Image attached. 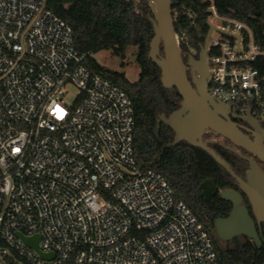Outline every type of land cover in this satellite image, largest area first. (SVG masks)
<instances>
[{
	"label": "built area",
	"instance_id": "built-area-1",
	"mask_svg": "<svg viewBox=\"0 0 264 264\" xmlns=\"http://www.w3.org/2000/svg\"><path fill=\"white\" fill-rule=\"evenodd\" d=\"M204 1L207 92L264 122V43ZM85 60L47 0H0V258L218 264L209 233L163 175L137 165L129 97ZM18 235L37 236V250Z\"/></svg>",
	"mask_w": 264,
	"mask_h": 264
},
{
	"label": "trees",
	"instance_id": "trees-1",
	"mask_svg": "<svg viewBox=\"0 0 264 264\" xmlns=\"http://www.w3.org/2000/svg\"><path fill=\"white\" fill-rule=\"evenodd\" d=\"M170 1L175 34L184 33L186 36L187 44L180 43L179 46L181 53L197 48L208 32L207 15L203 10L210 2ZM47 4L72 28L74 48L79 54H86L85 64L92 73L110 81L129 97L134 112L133 149L137 165L163 175L175 197L189 208L209 233L218 264H263L264 225L256 227L260 248L244 236L222 241L215 233L214 220L226 217L231 209L229 202L219 198V192L226 189L239 191L230 175L208 154L184 142L164 149L172 142L174 133L164 124H160L157 130V120L160 115L168 117L178 110L181 98L175 89L162 87L160 70L148 58L153 28L148 20L152 14L147 0L139 3L130 0H47ZM213 5L221 16L246 23L255 40L264 43V2L213 0ZM129 47L136 48L139 75L135 82H129L121 72L103 67L88 57L110 50L112 55L123 59ZM160 53L162 55L161 47ZM207 144L236 175L245 177L247 162L238 157L231 160L226 157L225 153L229 152L223 147ZM245 205L252 215L248 201ZM6 264H21V261L7 259Z\"/></svg>",
	"mask_w": 264,
	"mask_h": 264
},
{
	"label": "water",
	"instance_id": "water-1",
	"mask_svg": "<svg viewBox=\"0 0 264 264\" xmlns=\"http://www.w3.org/2000/svg\"><path fill=\"white\" fill-rule=\"evenodd\" d=\"M139 3L140 0H130ZM152 17H148L152 24L153 37L149 44L148 58L160 70V82L164 89H175L181 98L179 109L168 117L160 115L157 120V130L160 124L169 127L174 137L165 148L176 147L184 142L208 154L218 163L234 180L238 190L246 197L251 213L243 203L237 191L222 190L219 198L231 204V209L226 217H218L213 225L217 237L222 241H229L238 236H244L257 247L261 242L256 227L264 225V171L260 168L256 158L264 164V141L255 137L253 140L243 134L235 124L228 121L226 112L228 107L213 100L206 89V84L192 87L183 63L180 48L177 45L174 31V12L170 0H147ZM258 15V14H256ZM212 31L209 30L202 49L203 57L207 48L208 39ZM162 49V55L160 53ZM207 76H204V78ZM246 119L252 118L250 115ZM256 128L258 124H250ZM209 133L227 140L233 147L241 149L251 155L245 156L233 147L227 149L238 158L247 162L248 168L245 177L241 178L230 169L226 161L218 156L203 140ZM23 242L37 250L38 237L24 238L18 235ZM48 258L47 255H41Z\"/></svg>",
	"mask_w": 264,
	"mask_h": 264
},
{
	"label": "flooded vegetation",
	"instance_id": "flooded-vegetation-1",
	"mask_svg": "<svg viewBox=\"0 0 264 264\" xmlns=\"http://www.w3.org/2000/svg\"><path fill=\"white\" fill-rule=\"evenodd\" d=\"M208 33V32H207ZM206 36L204 37L203 42H199L197 48H191L188 50V52H182V60L184 65L186 66V75L187 78L192 85V87L200 86L203 83L207 84V77L204 78V76H207L208 70H207V60H206V51L204 56H201L202 49L205 44ZM207 50V48H206ZM226 116L228 118V121H230L232 124H235L237 128L245 135H247L250 139H254L255 137L261 139L264 141V122H261L260 120H257L255 118H249L246 119L244 116H240L236 113H234L232 110H228L226 112ZM250 124H258L256 128H253ZM219 139L223 140V144H219ZM203 140L207 141L208 143L215 144L218 146L223 147L228 154L225 153L226 157L229 159H233L232 157H237L234 153L230 152L227 147H233L227 140L213 136L209 133H206L204 135ZM236 151H238L240 154H243L245 156L252 157L245 151L238 149L236 147H233ZM231 154V155H230ZM254 160L257 162V164L260 166V168L264 171V164L261 163L259 160L254 158ZM235 191V190H234ZM240 196L242 197L243 203H247L246 197L238 191Z\"/></svg>",
	"mask_w": 264,
	"mask_h": 264
},
{
	"label": "rangeland",
	"instance_id": "rangeland-1",
	"mask_svg": "<svg viewBox=\"0 0 264 264\" xmlns=\"http://www.w3.org/2000/svg\"><path fill=\"white\" fill-rule=\"evenodd\" d=\"M204 1V0H202ZM213 1V0H210ZM135 53L136 48L135 47H129L126 52L123 59L112 55L110 50H103L101 52H98L94 54L95 61L110 70L118 71L124 74L126 79L129 82H135L138 79L139 75V68L135 62ZM76 94V91L72 88L69 89V95L67 98V101L69 103H72L74 96ZM219 144H223L224 141L219 139ZM4 254H10L9 249L5 248ZM0 264H4L3 259L0 258ZM21 264H24L21 262Z\"/></svg>",
	"mask_w": 264,
	"mask_h": 264
}]
</instances>
